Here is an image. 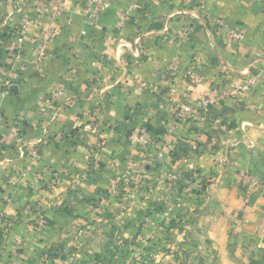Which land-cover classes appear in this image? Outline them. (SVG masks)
I'll return each mask as SVG.
<instances>
[{
    "label": "crops",
    "instance_id": "1",
    "mask_svg": "<svg viewBox=\"0 0 264 264\" xmlns=\"http://www.w3.org/2000/svg\"><path fill=\"white\" fill-rule=\"evenodd\" d=\"M90 1L56 13L55 0H0V264L61 255L90 196L145 143L158 176L208 181L185 242L197 263L264 264V0H112L98 12ZM189 102L199 121L163 142Z\"/></svg>",
    "mask_w": 264,
    "mask_h": 264
},
{
    "label": "rangeland",
    "instance_id": "2",
    "mask_svg": "<svg viewBox=\"0 0 264 264\" xmlns=\"http://www.w3.org/2000/svg\"><path fill=\"white\" fill-rule=\"evenodd\" d=\"M185 105L175 110L172 125L163 132V142H170L175 130L180 127L199 121L198 115L196 121L179 120L178 115ZM136 136L133 133L131 138L137 141ZM105 141L99 143L91 158L95 161L93 167L100 174L107 167L102 154L107 143ZM147 144L140 159L128 161L127 169L124 168L123 172L114 171L107 188L90 196L85 223L64 235L68 245L62 256L55 254L52 259H48L43 255V264L47 260L54 264H74L73 256L76 255L77 259L83 260L82 264H198V254H191L185 242H188L189 231L202 208L208 181L193 173L185 178L171 174L158 176L157 173H162L163 167L149 162ZM175 152L173 149L170 154L176 156ZM217 161L221 163V158ZM147 166L152 170L151 173H156L148 177ZM240 177L248 180L244 175ZM5 202L0 201V224L3 227L7 217V208L3 205H7V200ZM45 224L43 221V229ZM5 234L9 236V231ZM13 240L16 255L22 249L24 238L18 236ZM103 247V252L94 251ZM31 252L36 254L35 247ZM89 253L94 254V259Z\"/></svg>",
    "mask_w": 264,
    "mask_h": 264
},
{
    "label": "built area",
    "instance_id": "3",
    "mask_svg": "<svg viewBox=\"0 0 264 264\" xmlns=\"http://www.w3.org/2000/svg\"><path fill=\"white\" fill-rule=\"evenodd\" d=\"M111 1L112 0H91L90 1V6L91 7H94L95 8V12H98L99 10L103 9V8H109L111 7ZM55 7H56V13H61L63 11V8L61 7V0H55ZM123 26L122 25V22L120 23V27ZM229 36L231 38H236V39H241L242 36L240 34H237L235 32H230L229 33ZM21 44L17 46V51L14 53L11 49V52H12V56H15V55H18L20 54L21 52ZM254 84V82H251V83H248L247 86H244L242 87L241 90H248L250 89V86ZM239 90H236L235 93H238ZM55 99H63L65 98V89L63 86H60L58 91L55 93L54 95ZM189 100H190V97H189ZM212 102L211 101H206L205 104L208 105V104H211ZM178 118L180 121H185V120H193V121H196L198 119V116L195 112V108L193 106V104L191 102L187 103L181 113L178 115ZM0 121H1V118H0ZM1 205V204H0ZM0 226H2V224H0Z\"/></svg>",
    "mask_w": 264,
    "mask_h": 264
},
{
    "label": "water",
    "instance_id": "4",
    "mask_svg": "<svg viewBox=\"0 0 264 264\" xmlns=\"http://www.w3.org/2000/svg\"><path fill=\"white\" fill-rule=\"evenodd\" d=\"M13 91H17V89H16V87H13V89H12Z\"/></svg>",
    "mask_w": 264,
    "mask_h": 264
}]
</instances>
